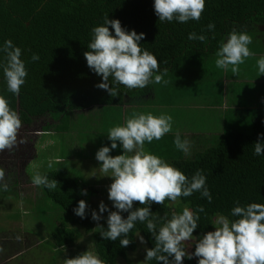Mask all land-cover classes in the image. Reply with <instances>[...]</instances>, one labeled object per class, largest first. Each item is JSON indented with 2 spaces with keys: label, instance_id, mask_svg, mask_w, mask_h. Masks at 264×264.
<instances>
[{
  "label": "trees",
  "instance_id": "trees-1",
  "mask_svg": "<svg viewBox=\"0 0 264 264\" xmlns=\"http://www.w3.org/2000/svg\"><path fill=\"white\" fill-rule=\"evenodd\" d=\"M106 15L109 19H119L122 27L128 30L145 33L140 41L141 47L157 57L161 70L168 69L163 78L165 80L172 75L177 82L174 86L178 79H188L186 73L190 69L195 73L203 71L206 63L215 59L220 42L233 29L246 31L251 37L255 33L264 35L260 29L264 27V0H206L200 19L186 23L159 21L153 0H0V43L11 39L21 47L22 59L28 70L26 83L21 86L19 95L6 91L0 73V95H4L10 107L17 111L21 125L29 126L34 119L49 116L52 122L60 123L56 126L57 131L66 132L69 117L74 111L92 106L121 107L127 100L137 104L153 92L157 84H149L144 89L112 85L119 91L115 97L107 90L95 87L102 77L89 69L84 52L88 51L92 27L102 24ZM210 22L215 24L212 31L206 28ZM109 28L112 31L110 25ZM202 31L208 37L206 41L187 39L190 32L199 34ZM33 53L39 54V60H31ZM182 72L184 75H180ZM259 133H264L263 106L249 111L240 110V117L225 127L215 144L190 157H185L176 147L165 157L158 154L189 177L197 169H202L213 197L209 202L195 192L178 200L182 206H172L173 202L168 200L163 205L153 202L150 206L157 216L167 214V218H171L173 212H181L183 205L193 211L203 208L192 244L183 246L187 252H194L199 235L214 231L216 215L235 219L230 210L236 201L241 205L264 203V155H254V143ZM259 139L264 140V137ZM156 149L160 153L158 146ZM47 176L58 182L53 190L41 186V192L43 198L62 212V219H56L50 226V245L60 256L63 249L74 246L85 234L93 232L95 222L89 209H86L83 219L73 209L83 199L82 189H94L76 177L61 176L57 172H49ZM142 206L138 201L133 205L134 208ZM122 215L126 217L128 213L123 212ZM103 227L107 228L106 220ZM100 231L94 233V249L104 264H118L134 251L137 233L144 237L147 248L155 244L146 225L139 221L128 234L130 243L125 247L120 246L119 240H105ZM79 254L75 250L71 258ZM197 259L195 256L192 259L185 257L183 264H197ZM147 264L163 262L152 260Z\"/></svg>",
  "mask_w": 264,
  "mask_h": 264
},
{
  "label": "clouds",
  "instance_id": "clouds-1",
  "mask_svg": "<svg viewBox=\"0 0 264 264\" xmlns=\"http://www.w3.org/2000/svg\"><path fill=\"white\" fill-rule=\"evenodd\" d=\"M206 0H153V9L161 22L177 21L186 23L189 20L198 21L205 8ZM109 25L112 31H110ZM208 31L215 28L210 22ZM91 39L84 52L89 69L102 77L95 87L107 90L115 97L119 91L112 85H123L127 89H144L149 84L167 83L163 79L168 69H160L157 57L141 47L140 41L145 33H137L134 29L122 27L119 19H109L106 15L102 24L91 29ZM207 35L190 32L188 40L206 41ZM252 37L246 31L233 29L219 44L215 52V65L220 69H229L235 75L239 66L249 56L255 55L249 44ZM23 50L11 39L0 43V73L6 84V91L19 95L21 86L26 83L28 70L22 59ZM39 54L33 53L32 61L39 60ZM258 76L264 74V56L257 58ZM109 77L112 78L111 84ZM173 118L170 114L154 115L151 112L133 113L122 125L108 129L109 145L101 146L95 153L97 161L101 162L99 169L105 176L112 177L108 187V200L112 202L110 210L103 201L99 203V212L93 210L91 218L94 221L104 219L107 212V228L100 225V235L105 240L117 241L120 246L129 245L128 234L139 221L154 238L152 248H146L145 262L156 260L163 264H183L185 257H197V264H264V203L250 202L241 205L239 201L231 208L230 220L220 215L216 220L214 231H208L200 236L195 243L194 252H187L183 242L193 237L198 227L200 212L203 208L193 211L184 207L179 213L173 212L171 218L167 214L159 217L151 211L153 202L163 205L166 200L176 202L181 197H189L199 192L201 197L212 200V194L207 186V177L202 169H197L190 177L181 169L175 167L162 157L145 149V143L160 140L172 131ZM21 119L8 99L0 95V151L11 150L17 144ZM264 133L258 134L254 143V155H264ZM23 142V141H21ZM173 144L185 155H190L189 141L182 139L179 132L174 135ZM121 148L118 155H111L112 150ZM48 168L53 167L50 160ZM5 172L0 168V181L4 180ZM33 185L43 186L48 190L57 187L56 179H49L47 174L37 172L31 177ZM7 183H0V191H6ZM87 195V189L81 190ZM138 201L142 207H133ZM89 205L85 200L78 201L73 209L82 219L86 216ZM123 212L128 215L124 217ZM160 221H163L160 223ZM19 239V237H18ZM144 243V237L140 236ZM65 264H104L97 255L85 251L74 258L65 259Z\"/></svg>",
  "mask_w": 264,
  "mask_h": 264
},
{
  "label": "rangeland",
  "instance_id": "rangeland-1",
  "mask_svg": "<svg viewBox=\"0 0 264 264\" xmlns=\"http://www.w3.org/2000/svg\"><path fill=\"white\" fill-rule=\"evenodd\" d=\"M248 47L255 55L246 58L245 62L239 66L240 70L237 75L231 72L230 67L227 70L217 68L215 59L210 60L206 63L204 71H201L204 75H202L201 78L203 79L200 82L192 83L193 81L190 79H181L179 82H185L186 89L178 86L170 87V92L173 91V95L179 96L182 92L193 88L192 85H195L194 87L198 88L197 91L203 93V100L211 101L210 98L213 97L216 103L220 105L224 101L227 102V98L229 103L234 104V106L241 101L240 105L246 111L256 107H264V93H261L264 90L261 89L264 88V78L263 74L258 76L256 64L257 58L264 56V35L255 33L252 43ZM188 74L189 72L186 73V75ZM221 79L223 82L232 79L237 80L233 90L234 102L230 100L231 92L227 94V97L221 94L219 87ZM168 87V85L159 84L155 86L156 103L153 104L154 107L157 108L167 96ZM208 89L212 94L214 93V96L205 97ZM187 95L186 93L184 96L187 97ZM205 110H198L186 118L191 129L193 127V131L207 130L214 134L218 132L223 134L225 127L228 126V118L234 115V111L232 109L225 111V125H223L224 122L216 118L204 121V117L201 116L206 115ZM143 112L147 113L149 109L146 108ZM132 113H136V111L133 110L129 113L127 118ZM85 115L79 114L75 120L74 115L71 114L66 132L57 131L54 135H44L40 138L38 137L42 128H53L54 123L49 116L36 118L29 126L21 125L18 131L17 144L11 150L0 151V168L5 172L4 180L0 183L8 184L6 191H0V264H65V259H70L75 250L80 253L89 251L93 255H97L94 249V233L100 230L99 226L103 225L108 213L102 214L104 219L94 221L93 232L85 234L74 246L63 249L59 256L56 254L57 250H52L50 245L52 243L50 226L56 219H62V212L58 206L43 198L41 186L37 187L31 182V177L37 172L41 174L57 172L61 176L76 177L83 184L94 189L92 191L88 188L87 195H83V200L89 205L87 209L90 212L93 210L99 212L98 206L101 201L107 204L110 210H115L110 203L111 201L108 200L107 191L113 178L105 176L106 174L100 171L101 162L96 160L95 153L103 145L110 146L111 142L107 139L108 129L122 125L126 119L122 121L119 107L117 109L109 108L108 111L91 115L86 121H83L81 116ZM47 124L50 126L45 127ZM63 126L65 127L66 123ZM243 129L248 130V128ZM213 141L215 142L216 138H213ZM154 142L150 144L146 142L145 149L158 155L159 152ZM210 144L206 140L204 148ZM122 151L121 148L117 147L110 154L114 156L121 154ZM50 160L53 163L52 168L47 166ZM97 185L100 187L94 188ZM179 204L180 202L176 201L172 203V206ZM184 207L187 206L183 205L180 208L183 209ZM219 216H215V222ZM215 226L218 225L215 223ZM140 236L138 233L135 235L136 249L129 252L125 259L119 260L118 264H147L144 260L147 246L145 241L144 243L141 242ZM192 242L193 238H190V240L183 242V246L190 245Z\"/></svg>",
  "mask_w": 264,
  "mask_h": 264
},
{
  "label": "crops",
  "instance_id": "crops-1",
  "mask_svg": "<svg viewBox=\"0 0 264 264\" xmlns=\"http://www.w3.org/2000/svg\"><path fill=\"white\" fill-rule=\"evenodd\" d=\"M263 29V33H264V28ZM204 71V70H203ZM201 74V75H200ZM180 75H184V72H182ZM202 75H204L202 72H194L192 69L189 70V74L186 75L188 79L192 80V83H198L200 82V80H202L203 78ZM166 77V76H165ZM164 77V78H165ZM163 78V79H164ZM184 77H182L183 79ZM263 78H264V74H263ZM167 81V83H163L161 82L159 85L162 86H166L168 85V93L167 96L164 97L162 103L160 105L156 107L153 106V104H155V88L153 90V92H150L149 94H147L145 97H143L141 100L137 101V104L134 103L132 100H127L126 104H124L123 106L119 107L120 108V117L122 119V121H125V119H127V116L129 113H131L133 110L136 111V113L139 112H143L144 109H149V112L153 113L154 115H160V114H170L173 118L172 121V131L169 132L168 134H166L163 138H161L160 140H154L156 146H158V149L160 150L159 155H162L163 157H165L167 154H171V152H173L175 145L173 144V139H174V135L179 132V134L183 137L182 139H187L189 141V149H190V155H185L183 153V155L185 157H190L192 155H194L195 153H197L200 150L204 149V142L207 140L208 142H210L211 144L208 146H212L213 144H215L217 142V140L220 138V136H222L221 134H219V132L217 134H214L213 132H209L207 130H196L193 131V127L191 129V125L190 123L186 120L187 117L190 116L191 113H195L198 110H204V113L206 115H203L201 117H204V121H206V119H219V121L221 120L223 123V125H225V117H226V112L225 111H229L230 109H232L234 111V115L228 118V124L233 121L234 118L240 117V110H245L241 105H240V101L237 102V105L234 106V104L229 103V101L226 98L227 102H223L222 104H218L215 101V98L212 97V99L210 98V96H214V93L212 94L210 89H208L207 94H205V97L208 96L210 98L211 101H208L207 99L203 100V93L201 94L200 92L197 91L198 88L194 87L195 85H192L193 88L188 89L184 92H182L179 96L177 95H173L172 92H170V87H177V85L180 88H185L186 89V85L185 82H178V84H176V86H174L176 82L175 78L172 77V75H168L167 78L165 79ZM181 79H178V81ZM237 80L236 79H232L231 81H224L223 79L220 80L219 82V87H220V92L222 95H225L227 97V94L229 92H231V101L234 102V98L233 96H235L233 94V90L235 89ZM197 86V85H196ZM223 88V90H222ZM264 89V88H261ZM186 93L188 94L187 97H185L184 95H186ZM261 93H264V90L261 91ZM201 94V95H199ZM199 95V96H198ZM197 97V100L195 101V98ZM202 98V99H201ZM221 100V99H220ZM263 101V100H262ZM118 107H114V108H110V109H117ZM174 108V109H173ZM109 108L106 107H101V106H92L89 107L87 109L84 110H78L76 112H74V119H77V115H81V114H86L85 116H81V118L83 117V121H86L87 118H89L91 115H96L99 113H104V111H108ZM133 114V113H132ZM203 114V113H202ZM192 118H194V116H191ZM177 118V119H175ZM72 119V118H71ZM75 119V120H76ZM54 124L52 125L53 128H42V130L40 131V135L38 138H40L41 136H49V135H54V133L57 132V127L59 124L58 122H53ZM202 123V121H201ZM32 124V123H31ZM48 124L45 126L47 127ZM50 126V125H49ZM191 129V130H190ZM200 131V132H198ZM223 132V131H222ZM37 138V139H38ZM213 138H216V141H213ZM214 142V143H213ZM207 148V147H206ZM110 185V184H109ZM108 185V187H109ZM95 187H100V186H94ZM112 203V202H110Z\"/></svg>",
  "mask_w": 264,
  "mask_h": 264
},
{
  "label": "flooded vegetation",
  "instance_id": "flooded-vegetation-1",
  "mask_svg": "<svg viewBox=\"0 0 264 264\" xmlns=\"http://www.w3.org/2000/svg\"><path fill=\"white\" fill-rule=\"evenodd\" d=\"M262 28H264V27H262Z\"/></svg>",
  "mask_w": 264,
  "mask_h": 264
}]
</instances>
